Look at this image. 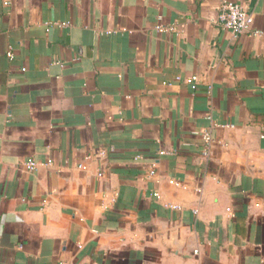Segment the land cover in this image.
<instances>
[{
  "label": "crops",
  "instance_id": "crops-1",
  "mask_svg": "<svg viewBox=\"0 0 264 264\" xmlns=\"http://www.w3.org/2000/svg\"><path fill=\"white\" fill-rule=\"evenodd\" d=\"M255 30L264 0H0V264H264Z\"/></svg>",
  "mask_w": 264,
  "mask_h": 264
},
{
  "label": "built area",
  "instance_id": "built-area-1",
  "mask_svg": "<svg viewBox=\"0 0 264 264\" xmlns=\"http://www.w3.org/2000/svg\"><path fill=\"white\" fill-rule=\"evenodd\" d=\"M252 15L240 4L225 2L222 5L219 13V21L222 26L229 29L234 35H239L248 32L249 25L252 23ZM253 35H264V31H253ZM11 56V52L8 53ZM205 139L210 141L209 134H206ZM26 167L33 171L37 167V163L31 159L25 162ZM80 167L84 168V165Z\"/></svg>",
  "mask_w": 264,
  "mask_h": 264
}]
</instances>
